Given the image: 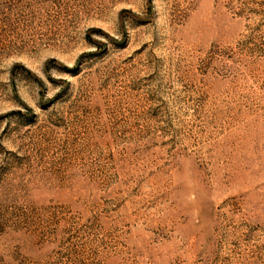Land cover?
<instances>
[{"label": "rangeland", "instance_id": "1", "mask_svg": "<svg viewBox=\"0 0 264 264\" xmlns=\"http://www.w3.org/2000/svg\"><path fill=\"white\" fill-rule=\"evenodd\" d=\"M0 264H264V0H0Z\"/></svg>", "mask_w": 264, "mask_h": 264}]
</instances>
